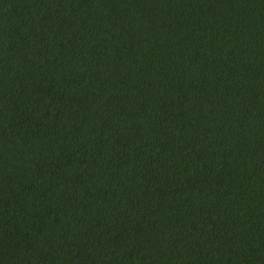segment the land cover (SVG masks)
Returning <instances> with one entry per match:
<instances>
[{"label": "trees", "instance_id": "1", "mask_svg": "<svg viewBox=\"0 0 264 264\" xmlns=\"http://www.w3.org/2000/svg\"><path fill=\"white\" fill-rule=\"evenodd\" d=\"M0 264H264V0H0Z\"/></svg>", "mask_w": 264, "mask_h": 264}]
</instances>
